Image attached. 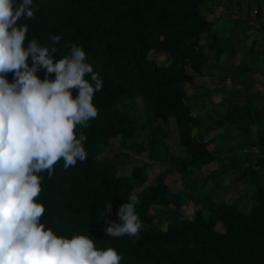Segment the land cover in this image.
Returning a JSON list of instances; mask_svg holds the SVG:
<instances>
[{
	"label": "trees",
	"instance_id": "16d2710c",
	"mask_svg": "<svg viewBox=\"0 0 264 264\" xmlns=\"http://www.w3.org/2000/svg\"><path fill=\"white\" fill-rule=\"evenodd\" d=\"M205 2L33 0L38 9L34 17L18 21L28 25L25 47L33 38L41 46H52V37L58 35L53 62L69 56L76 44L103 81L93 96L97 117L87 127L76 126L77 138L80 133L86 136L87 158L67 170L61 159L50 177L47 171L39 174L41 193L36 199L45 205L41 222L58 236L88 234L97 249L115 248L121 264H264V106H254L261 96L246 95L241 103L236 98L228 106L236 136H215L224 120H203L192 114L191 103L199 99L189 95V88L200 87L196 80L210 60L217 63L228 51L231 59H237L238 32L244 28L231 21L234 27L228 39H235L227 42L214 31ZM259 43L254 39L231 86L248 82L250 70L244 65L250 57L264 55L256 50ZM209 51L214 52L212 59ZM152 52L168 54L171 64L150 58ZM28 64L32 66L31 57ZM37 75L44 79L45 70L38 68ZM6 78L12 82L14 77L8 73ZM48 78L54 81L55 73ZM77 92L73 89V97ZM138 100L144 107L140 128L148 146L132 142L127 150L153 157L174 120L183 154L161 161L170 166L173 184L187 181L186 191L195 194V217L170 222L165 229L155 223L152 209L168 207L170 186L157 181L143 187L139 179L119 170L117 158L102 151L122 136L132 141L136 119L131 112ZM215 161L220 167L200 176V170ZM229 175L235 178L224 184ZM238 183L246 190L234 197L229 191ZM203 190L208 192L202 194ZM132 195L139 200L136 213L144 227L138 237L109 236L107 227L121 223L119 208Z\"/></svg>",
	"mask_w": 264,
	"mask_h": 264
},
{
	"label": "clouds",
	"instance_id": "9594fccd",
	"mask_svg": "<svg viewBox=\"0 0 264 264\" xmlns=\"http://www.w3.org/2000/svg\"><path fill=\"white\" fill-rule=\"evenodd\" d=\"M36 10L33 0H0V264H121L115 248L97 249L88 234L58 236L41 222L45 205L36 199L39 174L47 171L50 177L61 159L67 170L87 158L86 136L77 138L76 126L87 127L97 117L93 96L103 81L76 44L69 56L53 62L58 35L52 46L33 38L25 47L28 25L18 21L32 19ZM38 68L45 70L44 79ZM52 73L54 81L48 78ZM73 89L78 90L75 97ZM137 204L132 195L120 206L121 223L107 227L109 236L138 237L144 226Z\"/></svg>",
	"mask_w": 264,
	"mask_h": 264
},
{
	"label": "rangeland",
	"instance_id": "374dc122",
	"mask_svg": "<svg viewBox=\"0 0 264 264\" xmlns=\"http://www.w3.org/2000/svg\"><path fill=\"white\" fill-rule=\"evenodd\" d=\"M258 1L206 0L205 2L206 16L208 20L214 22V31L225 36L227 42L232 41L233 43L235 39L234 37L228 39V35L232 32L231 27H234L231 21H239L244 26L243 30L238 32L240 41L237 44L241 47L238 50L237 59H231L228 51L219 59V62L210 60L205 67L204 75L196 80L200 87L189 88L188 91L190 96L199 99V103H191L193 116L203 120L225 121L213 133L218 137L238 135L235 125L227 117L228 106L234 103L236 98H239L241 103L242 97L246 95H260L261 100L255 102L254 106H264V55H254L245 63L244 66L250 70L248 82L235 86L230 85L231 78L241 73L243 59L253 45L254 39L260 41L256 50L264 51V0H260V3ZM213 56L214 52L209 51V58L212 59ZM150 58L163 65L171 64L169 55L164 52L159 54L152 52ZM225 68H229L231 72L226 71ZM134 105V108L131 107V115L136 119V135L132 141L125 136L120 137L111 149L102 147L103 154L117 158L119 170L126 176L139 179L143 187L157 181L170 186L171 196L168 199V207L152 209V213L156 217L155 223L158 226L165 229L170 222L179 221L181 218L193 219L197 211L195 194L186 191L187 181L173 184L170 166L161 161L162 158L183 154V149L178 142L176 123L172 120L166 127L169 136L156 146L153 157H150L148 152L141 155L130 152L126 146L132 142L148 146V138L140 128V124L145 120L143 103L138 100ZM219 167L220 162L215 161L211 165L203 167L200 170V176L206 177ZM234 178L233 175H229L225 178L224 184H229ZM245 190V186L238 183L237 186L232 187L229 193L234 197H239L244 194ZM207 192V190H203L202 194ZM251 202L254 201L251 200Z\"/></svg>",
	"mask_w": 264,
	"mask_h": 264
}]
</instances>
